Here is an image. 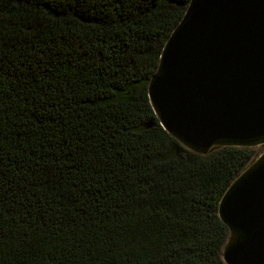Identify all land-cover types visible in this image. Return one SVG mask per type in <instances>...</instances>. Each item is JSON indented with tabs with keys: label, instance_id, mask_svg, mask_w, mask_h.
Here are the masks:
<instances>
[{
	"label": "trees",
	"instance_id": "16d2710c",
	"mask_svg": "<svg viewBox=\"0 0 264 264\" xmlns=\"http://www.w3.org/2000/svg\"><path fill=\"white\" fill-rule=\"evenodd\" d=\"M187 2L0 0V264H223L253 149L188 150L147 95Z\"/></svg>",
	"mask_w": 264,
	"mask_h": 264
},
{
	"label": "water",
	"instance_id": "95a60500",
	"mask_svg": "<svg viewBox=\"0 0 264 264\" xmlns=\"http://www.w3.org/2000/svg\"><path fill=\"white\" fill-rule=\"evenodd\" d=\"M162 127L188 150L252 148L217 200L223 264H264V0H188L147 81Z\"/></svg>",
	"mask_w": 264,
	"mask_h": 264
}]
</instances>
